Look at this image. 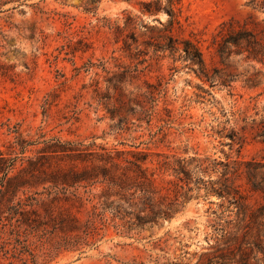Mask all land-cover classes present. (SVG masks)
Segmentation results:
<instances>
[{"label":"rangeland","instance_id":"374dc122","mask_svg":"<svg viewBox=\"0 0 264 264\" xmlns=\"http://www.w3.org/2000/svg\"><path fill=\"white\" fill-rule=\"evenodd\" d=\"M153 1L0 0V168L13 160L0 173V264H264V196L242 176L234 199L218 195L215 165L264 162V65L233 55L223 66L215 54L222 23L264 40L262 0H178L171 27L163 10L145 11ZM168 37L197 44L210 73L233 75L230 88H210L179 52L158 50ZM56 141L118 160L145 154L171 197L177 161L194 158L191 198L162 224L107 227L64 247L68 217L84 212L72 188L49 183L72 163L43 154Z\"/></svg>","mask_w":264,"mask_h":264},{"label":"trees","instance_id":"16d2710c","mask_svg":"<svg viewBox=\"0 0 264 264\" xmlns=\"http://www.w3.org/2000/svg\"><path fill=\"white\" fill-rule=\"evenodd\" d=\"M177 1L155 0L144 4V9L148 13L163 10L169 17L167 25L171 27L175 22L174 6ZM248 3L254 5L255 0ZM257 5L263 8L264 0ZM216 37L215 54L219 64L225 66L231 56L239 55L245 61H255L264 65V40L245 23L232 21L222 23ZM157 49L162 52H179L180 58L188 62V66H196V71L204 78V81L209 83L210 88H230L231 81L226 78H232L233 75L227 74L224 75L226 78H221L218 76L220 73L218 69H213L210 73L200 48L193 41L189 39L178 41L168 37V42L158 46ZM246 81L253 82V78H248ZM261 136L264 137V131ZM227 137L230 142H233V133L228 134ZM45 150L43 154L46 156L53 158L61 155L72 162L66 168L55 171V175L61 177L60 180L52 178L49 183L54 187L61 184L62 194H65L68 188H72L74 193L71 194L70 199L78 204V209H83L84 212L83 216L68 217L67 222L72 224L70 232L74 235L69 240H63L64 247L87 244L90 238L107 227L130 234L147 226L162 224L169 221L191 198L189 196V192L192 191L189 186L191 178L185 167L194 162V158L177 161L178 166L173 169V172L179 177L174 184L175 188L171 197L163 187L156 186L151 175L147 173L144 166L145 154L136 153L131 160H118L104 149H89L82 144L69 142L61 144L57 141L48 144ZM224 160V163L215 164L221 167L220 182L217 183L218 195L224 197L222 194H225L234 199L232 193L235 194L236 190L233 186V177L242 176L252 191L264 196L263 161L252 159L231 163L228 156ZM196 162V167L200 169L202 163ZM3 163L0 173L6 177L13 166V160L3 161ZM80 189L85 197L78 195ZM65 201H68L67 198ZM63 223L64 220H61V227Z\"/></svg>","mask_w":264,"mask_h":264}]
</instances>
